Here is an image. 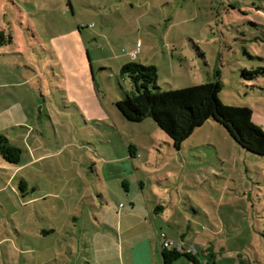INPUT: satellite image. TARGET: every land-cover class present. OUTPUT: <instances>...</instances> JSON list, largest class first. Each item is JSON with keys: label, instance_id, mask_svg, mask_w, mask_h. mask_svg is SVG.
<instances>
[{"label": "rangeland", "instance_id": "obj_1", "mask_svg": "<svg viewBox=\"0 0 264 264\" xmlns=\"http://www.w3.org/2000/svg\"><path fill=\"white\" fill-rule=\"evenodd\" d=\"M133 60L156 66L162 90L217 70L219 99L264 131V75H241L264 65V0H0V134L22 150L18 165L0 156V255L118 264L120 237L125 256L150 236L146 197L184 210L196 248L215 225L219 264H264V156L211 120L176 150L150 117L125 119Z\"/></svg>", "mask_w": 264, "mask_h": 264}, {"label": "trees", "instance_id": "obj_2", "mask_svg": "<svg viewBox=\"0 0 264 264\" xmlns=\"http://www.w3.org/2000/svg\"><path fill=\"white\" fill-rule=\"evenodd\" d=\"M120 74L129 78L132 90H122V98L115 102L117 109L125 119L132 122H141L150 117L169 136L176 150L197 127L207 120H214L244 150L264 156V131L253 122L252 109L244 105L225 104L219 99L222 82L217 70L214 80L167 90H161L157 84L155 65L129 61L120 67ZM241 75L247 80L263 76L264 65L243 68ZM134 148L133 145H128L131 155ZM20 154V148L9 144L7 138L0 135V155L5 161L17 164ZM25 186L26 183L21 180L19 187ZM161 254L164 264H169L181 256H186L194 264H198L195 253L175 247L163 248Z\"/></svg>", "mask_w": 264, "mask_h": 264}, {"label": "crops", "instance_id": "obj_3", "mask_svg": "<svg viewBox=\"0 0 264 264\" xmlns=\"http://www.w3.org/2000/svg\"><path fill=\"white\" fill-rule=\"evenodd\" d=\"M133 51H135V50H133ZM170 89H172V88H170ZM207 121H209V120H207ZM211 121L215 122L214 120H211ZM0 135H2V134H0ZM7 140H8L9 144L16 146L15 144L11 143V141L8 138H7ZM16 147L19 148V146H16ZM134 150H135V148H134ZM21 153H22V150H21ZM129 156L131 158L134 157V153H133V155H131L129 153ZM40 157L41 156L34 158V163L37 162L40 159ZM1 158H2V156H1ZM20 161H21V154H20V160L17 164H11V163H8L7 161H5V162L10 164V165H18L20 163ZM131 171L133 172V164H131V168L129 170V173ZM21 180H23L27 186V182L24 179H21ZM123 183H124V181H123ZM126 186H127V184H126ZM162 200H164V199H162ZM145 202H146V204H145L146 214L149 217V221L146 222L145 220H143V223L145 225H147V230H148L147 232L150 234V236L147 237L146 239H143L139 243V245H134L135 243H128L127 249L125 251V253H126L125 256L123 255L124 251H122V246H121L123 240L120 237L119 249H121V252H119L118 264H164L163 259H162L161 249L159 248V245H158V234L160 232H164L167 236L181 241L182 244L185 246L192 244L194 247L195 257L198 261V264H202L201 263L202 259L200 257L201 253L203 255H205V260H206L205 263L206 264H219L218 263L219 262L218 261V253L220 254L224 247L223 246L217 247V244H215V242L213 240H211V239L216 238L215 236H217L219 233V230L215 225H213L212 223L209 222V226L207 228L210 229V232L212 233L213 237H210L204 243L200 244L198 246V248H196L195 245L193 244V242H191V237L189 238L188 224H184V221H186V219H185L186 213L184 212L183 209H181V207L168 209L164 204L161 203L159 198H155L153 205H151L149 203V201L146 197H145ZM193 211L196 212L195 209H193ZM131 214L132 213H129L128 216H130ZM122 218H123V215H121L119 217V222L122 220ZM182 218H184L183 221H181ZM187 221L189 222V219H187ZM126 228H127L126 229L127 233L129 231V234H128V235H130V238L128 236L129 239L136 236V235L133 236V233H132L130 227H126ZM190 230H192L191 227H190ZM50 231H53V230H50ZM40 233H42L44 235L46 233V231L42 230ZM38 236H40V235L38 234ZM4 243H5L4 240L1 239L0 245H2ZM66 247L67 248L69 247V243L66 245ZM8 248L9 247L5 246V249H6L5 250V256L0 255V264H24L25 262H28L31 259L28 257L17 256L18 262H14V259L9 256V249ZM216 248H218L217 252L215 251ZM135 251H137V253H138L137 255L135 254ZM181 251H185V250H181ZM31 252L32 251H30L29 248L27 247V249L23 248V250H21L19 253L25 254V253H31ZM71 253H72V251H71ZM192 254H194V253H192ZM60 255L61 254L54 252L52 257L42 258L41 256H39L37 258V256H35L34 262H36L35 264H73V262H74L73 257H70V258L62 257V258H60ZM245 263L246 264H254V261H251V259L240 260V264H245ZM88 264H90V263L88 262ZM169 264H194V263L189 258H187L186 256H181ZM260 264H263V263H260Z\"/></svg>", "mask_w": 264, "mask_h": 264}, {"label": "built area", "instance_id": "obj_4", "mask_svg": "<svg viewBox=\"0 0 264 264\" xmlns=\"http://www.w3.org/2000/svg\"><path fill=\"white\" fill-rule=\"evenodd\" d=\"M132 57H136V51H133L131 53ZM158 240H159V248H173L175 247L178 250H185L190 253H195L194 247L192 244L189 245H183L180 241L174 240L170 237H168L164 232H160L158 234Z\"/></svg>", "mask_w": 264, "mask_h": 264}]
</instances>
